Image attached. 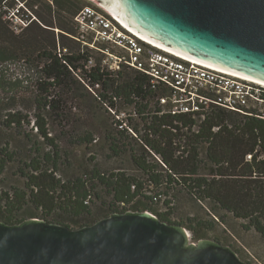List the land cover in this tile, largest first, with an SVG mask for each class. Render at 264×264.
Instances as JSON below:
<instances>
[{
	"label": "trees",
	"instance_id": "obj_1",
	"mask_svg": "<svg viewBox=\"0 0 264 264\" xmlns=\"http://www.w3.org/2000/svg\"><path fill=\"white\" fill-rule=\"evenodd\" d=\"M85 4L41 1L40 21L19 34L0 12V66H20L14 80L0 68V220L75 229L148 210L193 241H220L212 232L231 215L264 236V117L218 105L172 113L167 90L137 69L108 71L95 58L87 70L92 50L71 36ZM115 107L128 114L117 124Z\"/></svg>",
	"mask_w": 264,
	"mask_h": 264
},
{
	"label": "water",
	"instance_id": "obj_2",
	"mask_svg": "<svg viewBox=\"0 0 264 264\" xmlns=\"http://www.w3.org/2000/svg\"><path fill=\"white\" fill-rule=\"evenodd\" d=\"M123 24L204 64L264 81V0H94ZM150 211L79 228L0 220V264H248L229 245L192 241Z\"/></svg>",
	"mask_w": 264,
	"mask_h": 264
},
{
	"label": "built area",
	"instance_id": "obj_3",
	"mask_svg": "<svg viewBox=\"0 0 264 264\" xmlns=\"http://www.w3.org/2000/svg\"><path fill=\"white\" fill-rule=\"evenodd\" d=\"M41 1L53 2L16 0L15 6H7L12 29L27 28L33 19L29 15L25 17L22 8L26 9L25 3L30 2L29 8L37 9ZM73 20L76 35L71 36L83 47L97 51L99 61L108 71L137 69L149 77L153 90H167L168 96H161L160 101L161 104L171 102L172 113L204 115L218 105L234 112L264 117V81L157 46L124 26L100 3L85 4Z\"/></svg>",
	"mask_w": 264,
	"mask_h": 264
},
{
	"label": "rangeland",
	"instance_id": "obj_4",
	"mask_svg": "<svg viewBox=\"0 0 264 264\" xmlns=\"http://www.w3.org/2000/svg\"><path fill=\"white\" fill-rule=\"evenodd\" d=\"M16 0H9L7 2L2 1L1 5H0V12H3L4 17L2 18L4 21H6L8 23V26L10 28H13L12 23L10 22V19L7 15L8 10L6 9L7 6L8 7H13L15 6V2ZM88 2H95L98 3L94 0H85V3ZM29 4L30 2L25 3L26 9L22 8L26 15L30 18L33 19V21L31 23L34 22H39L40 20L38 18H40V16L34 11L35 7L31 10L29 8ZM27 9L30 11V13L27 11ZM41 9H38V11L40 12ZM34 12V14H36V16H34L32 13ZM36 18V19H35ZM39 20V21H38ZM21 27H24L23 25ZM25 28V27H24ZM26 29V28H25ZM25 29H13L17 34L22 33L23 31H25ZM86 49V48H84ZM91 49V48H90ZM61 50L59 49L58 52H60ZM97 52V51H96ZM95 51L90 52L93 56H94V61L95 58L98 59L99 58V54L96 53ZM61 54H68L67 49H64L63 52H61ZM94 62H88V65L86 67L87 70H89V68L91 66H93ZM20 67L18 64L16 63H6V64H1L0 68H5L7 71V76H9L10 78H15V77H19L18 75L20 74ZM108 68H106L105 70H107ZM80 72V71H79ZM85 73H88L85 72ZM14 80V79H13ZM98 86L96 85V88ZM29 88V87H28ZM90 92L94 93H98V90H92L91 87H89ZM99 104L102 106L103 105V111L106 112L105 108L106 105L102 102H99ZM133 108H128L126 112H131ZM109 111L111 112L112 115V120L114 122V124H117V119L120 118H126L128 117V114H126L124 111L119 113L120 115L117 114V107L115 108H109ZM130 115H136L135 113L130 114ZM135 117V116H134ZM111 120V121H112ZM126 124V123H124ZM35 131V130H34ZM83 150H85L84 147H79L75 150V154H76V158L75 161H78L79 159H81L83 157ZM161 210H165V206L162 205V203H160L159 205ZM151 213V212H150ZM218 232H212V235L216 236L219 235L220 237V243L224 244V245H229L232 249H236L238 250L237 255L240 257H243L244 259H246V261L250 262L251 264H264V236L257 232L255 229H248L245 225V220L242 218H235L233 216H229V219L227 221L226 224L221 223L218 227ZM191 232V231H190ZM192 234V232H191ZM191 234H190V238H191ZM213 239V238H210ZM192 240V238H191ZM193 241V240H192ZM216 241V240H215ZM196 242V241H195Z\"/></svg>",
	"mask_w": 264,
	"mask_h": 264
},
{
	"label": "bare ground",
	"instance_id": "obj_5",
	"mask_svg": "<svg viewBox=\"0 0 264 264\" xmlns=\"http://www.w3.org/2000/svg\"><path fill=\"white\" fill-rule=\"evenodd\" d=\"M107 11H108V10H107ZM117 19H118V18H117ZM119 21H120V20H119ZM120 22L122 23V21H120ZM122 24H123V23H122ZM123 25L126 26V27H128V28H129L131 31H133L134 33H137V34H138L139 36H141L142 38L147 39V40L150 41V42H153V43H154L155 45H157V46H160V47H162V48H165V49L171 51V49H168V48H166V47H164V46H162V45H160V44L154 42V40L147 38V36H145V35L139 33L137 30H135V29H133V28H131V27L125 25V24H123ZM172 52H175V51H172ZM176 53H178V52H176ZM178 54H181V55L187 56V55L182 54V53H178ZM187 57H188V56H187ZM188 58H191V57H188ZM192 59H193V58H192ZM194 59H195V58H194ZM261 81H262V80H261Z\"/></svg>",
	"mask_w": 264,
	"mask_h": 264
},
{
	"label": "flooded vegetation",
	"instance_id": "obj_6",
	"mask_svg": "<svg viewBox=\"0 0 264 264\" xmlns=\"http://www.w3.org/2000/svg\"><path fill=\"white\" fill-rule=\"evenodd\" d=\"M53 2H54V0H53ZM53 2H51V3H53Z\"/></svg>",
	"mask_w": 264,
	"mask_h": 264
},
{
	"label": "clouds",
	"instance_id": "obj_7",
	"mask_svg": "<svg viewBox=\"0 0 264 264\" xmlns=\"http://www.w3.org/2000/svg\"><path fill=\"white\" fill-rule=\"evenodd\" d=\"M127 211V210H126Z\"/></svg>",
	"mask_w": 264,
	"mask_h": 264
}]
</instances>
